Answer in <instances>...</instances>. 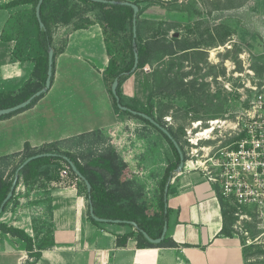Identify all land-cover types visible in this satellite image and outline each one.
Segmentation results:
<instances>
[{
    "label": "rangeland",
    "instance_id": "1",
    "mask_svg": "<svg viewBox=\"0 0 264 264\" xmlns=\"http://www.w3.org/2000/svg\"><path fill=\"white\" fill-rule=\"evenodd\" d=\"M166 2L169 3H154L157 6L154 13L145 7L140 18L154 22L151 25L161 32L167 31L170 38L175 34L188 42L200 41L203 54L188 61L182 59L181 66L177 60L174 67H170L169 58L161 57L160 52L153 54L151 62L146 65L155 71L151 99L153 113L155 117L161 114L165 125L171 126L178 134L187 161L192 160L195 164V160L205 153L203 148L226 145L237 137L232 127L248 107L253 97L252 87L264 79V0ZM70 3L76 8V24H87L86 19L96 23L99 13L97 7L78 0H70ZM29 11L18 13L8 25L10 35L23 42L27 37L33 39L36 32ZM144 16H155L156 19ZM217 25H223L231 31L229 41L222 45L218 43L217 31H212V35H216L212 40L206 32V27ZM71 26H56V46L59 47L67 38ZM197 28L199 30L195 32L189 31ZM223 32L220 30V35ZM145 34L152 35L150 32ZM111 46L118 47L114 43ZM34 49L26 45L27 53ZM117 56L122 61V53ZM116 114V121L104 128V133L102 131L100 143L89 144L96 138V135L91 134L85 139L68 138L59 145L78 154L82 149L87 151L90 146L113 145L132 172L129 180L132 181L133 190L141 195L139 201L146 203V200H154L160 195L161 181L169 163L175 159L173 152L163 135L154 127L137 117ZM3 142L6 145V124H0V145ZM21 162L20 156L10 158L7 163L0 159V171L6 176L14 164L18 166ZM194 164L186 167H193ZM175 174L173 171L172 179ZM72 181L75 180L60 175V182L40 180L24 186L20 180L12 202L1 215L0 221L12 224V220L17 219V225L26 226V223L29 224L28 218L34 219V225L42 232L39 237L44 238L50 222L45 209L48 186ZM242 215L241 218L235 216L228 229L234 236L244 237L242 244L248 253L246 264H264V218H260L253 207L242 211ZM250 224L254 226L249 227ZM249 228L255 229L254 236H251Z\"/></svg>",
    "mask_w": 264,
    "mask_h": 264
},
{
    "label": "crops",
    "instance_id": "2",
    "mask_svg": "<svg viewBox=\"0 0 264 264\" xmlns=\"http://www.w3.org/2000/svg\"><path fill=\"white\" fill-rule=\"evenodd\" d=\"M9 1L0 0V6ZM30 8L31 4L0 7V91L17 90L30 78L33 62L15 58V41L4 40L10 35L12 18ZM156 8L147 7L152 13ZM107 65L99 23L70 29L65 48L56 56L48 91L33 106L0 119V124H6V145L1 143L0 153L21 151L25 142L38 147L95 129L104 133L117 118L102 77ZM152 86V70L144 66L130 73L120 89L125 99L146 105ZM170 184L173 192L166 193L170 211L166 233L177 247L140 248L135 235L118 246L116 235L133 228L94 224L88 217L87 197L75 185L63 184L50 189L55 245L42 250L40 258L30 264H244L240 238L222 233L223 214L215 186L192 167L176 173ZM27 220L26 226L17 225V219L11 223L33 236L32 222ZM26 258L24 241L0 231V264H26Z\"/></svg>",
    "mask_w": 264,
    "mask_h": 264
},
{
    "label": "trees",
    "instance_id": "3",
    "mask_svg": "<svg viewBox=\"0 0 264 264\" xmlns=\"http://www.w3.org/2000/svg\"><path fill=\"white\" fill-rule=\"evenodd\" d=\"M78 1L84 3L85 5L91 4L97 7L99 12L96 18V22L99 23L102 28L104 43L108 56V65L104 69L102 77L107 91L110 95L114 111L118 114H128L130 116L137 117L145 123L151 125L142 117L133 115L128 111H123L117 107L115 98L111 93L110 86L114 78L118 77L119 83L117 87V93L120 97V102L134 110L149 114L150 116L156 118L159 123L166 126L164 120L162 119V115L160 114L155 117L153 113V104L151 99L153 96V87L155 85V71H152L153 86L146 105L141 104L136 99H125L122 95L120 86L130 74V70L134 60V51L138 52L137 69L149 64L151 62L153 54H156L158 52L161 53V57L169 58L170 67H174L176 65L175 61L177 60L179 65L181 66L182 59L188 61L191 59H195L197 55L203 54L202 51H200V41L188 42L189 40L182 39L180 35L175 34H173L170 38L167 36V31L161 32L157 28L153 27L151 23L154 22H148L140 18V15L145 7L158 2L162 4L169 3L166 1H136V3H144V5L139 7L137 13L136 45H133L132 43L133 9L130 6L120 3H104L91 0ZM37 2L38 0H12L0 6L2 8H8L21 4H31L30 11L25 10L18 13H28L29 11L28 15L33 21L36 28L33 39L27 37V39H24V42L20 39L18 40L16 38H13L9 34L4 37V40L6 41L11 39L15 41L13 48L14 57L18 60H31L33 62V68L30 78H28L19 89L0 91V108L9 107L20 103L44 85L47 72L48 49L52 47L54 50V68L56 56L65 48L66 44V39L63 40L62 44L59 47L56 46L53 42V33L57 25H72V29H79L87 28L92 24V21H89V19H86L88 20V22L84 25L75 23V16L77 15L76 8L72 3H70V0H43L40 7V14L41 19L44 23V28L41 29L38 25V21L35 15V7ZM195 30L199 29H189L190 32H195ZM213 30L217 31V34L219 35V45L226 43L228 39H230L231 31L223 25H217V27H206V32L209 34L211 40L216 36L212 35ZM220 30L224 31L221 35ZM146 32H150L152 35L147 36L145 34ZM118 37H120L119 40ZM111 43L116 44V46L118 45V47H114L115 51L111 46ZM26 45H30L32 48H35L34 50H32L33 52L31 51L30 53H27ZM155 47L156 49H154ZM118 53H122V61L118 59ZM44 94L45 93L41 94L38 97H35L24 108L0 116V119L7 118L15 113L33 106L38 99L44 96ZM151 126L163 135V137L169 144L175 159L169 163L167 173L164 175L161 181L160 195L154 198V200H146V203L139 201L141 195L133 190L131 185L132 181L129 180L132 176V172L129 169L128 165L121 160L118 152L116 151V148L113 145H105L104 147H98L97 145L94 147L90 146L87 151L82 149L78 154L71 149L60 147L59 144L66 139L45 142L38 147H32L28 142H25L21 151L11 154H2L0 155V159L6 160L7 163L8 160L14 156H20L21 161H23L25 158L37 153H56V155H47L35 158L27 163L19 172V178L17 180L16 186L18 185L20 180L24 184V186L30 185L31 183L40 180L60 182L61 170L66 169L69 178L75 180L68 184L75 185L78 191L83 193L87 197V199L92 202L94 212L97 216L108 219L133 220L136 222L138 227L145 230L150 237L157 238L161 234L164 222L169 218L170 211L167 205L165 207V203H167V201H165L164 199V190L166 184H168V189L166 192L167 195L170 192H173V188L171 187L169 178L172 177V172L175 171L176 167L178 166L179 154L175 146L167 138V136L155 126ZM166 127L179 143L180 148L182 149L184 154V159L187 160L180 137L171 126ZM91 134L96 135V138L90 141L89 144L94 145L97 142L100 143L101 140L99 139V137H102L103 133L99 129L81 133L74 137L85 139V137ZM61 155L68 156L75 163L81 173L88 179L91 184V191L89 193L87 192L84 181L78 178L71 171L68 164L63 160ZM16 168L17 166L14 164L11 172L6 176L0 171V202L5 197L10 188ZM51 188L52 187L48 186L49 192L47 193L48 196L46 197L45 206V209L50 218V222L49 228L47 230V235H45L44 238L39 237V234H41L42 232H39L37 227L34 225V219L31 220L33 236L28 234L23 228L0 221V231L2 233H8L11 236L18 237L19 239L24 241L28 264L34 263L36 260H38L41 256L42 250L52 248L55 245L52 223L53 209L50 196ZM14 192L13 196L8 200V202L4 206L3 211L0 213V217L4 212H6L9 204L12 202ZM219 199L221 203L224 222L222 233L227 236H232V232L230 231V228L228 229V227L233 223L235 219V216L233 215L234 207L230 205L226 200H224L221 195H219ZM88 217L94 224H101L100 222L92 219L89 215ZM253 226L254 225L250 224L249 227ZM249 230L251 236H254V234L256 233L255 229L253 231L249 228ZM134 235L137 240V246L140 248L154 246H178V244L170 236H168L167 233L164 239L160 243L156 244L148 241L140 231L135 229L123 234H117L116 244L118 246H124L128 238ZM239 237L241 242H243L244 237ZM186 246L190 245L187 244ZM247 255L248 253L243 246L244 264H246V260L248 259Z\"/></svg>",
    "mask_w": 264,
    "mask_h": 264
},
{
    "label": "built area",
    "instance_id": "4",
    "mask_svg": "<svg viewBox=\"0 0 264 264\" xmlns=\"http://www.w3.org/2000/svg\"><path fill=\"white\" fill-rule=\"evenodd\" d=\"M252 90L248 107L232 127L237 137L226 145L203 148L205 153L192 167L215 186L239 218L251 207L264 218V79ZM60 174L68 176L66 169Z\"/></svg>",
    "mask_w": 264,
    "mask_h": 264
},
{
    "label": "water",
    "instance_id": "5",
    "mask_svg": "<svg viewBox=\"0 0 264 264\" xmlns=\"http://www.w3.org/2000/svg\"><path fill=\"white\" fill-rule=\"evenodd\" d=\"M91 1H95V2H104V3H120V4H124V5H128L133 9V15H132V43L133 45H136V34H137V13L139 10V5L134 2V1H129V0H91ZM43 2V0H38L36 7H35V15L38 21V25L41 29L44 28V23L41 19V14H40V7H41V3ZM53 55H54V50L52 47H50L48 49V55H47V72H46V78H45V82L44 85L37 91H35L32 95H30L27 99L21 101L20 103H17L15 105L9 106V107H4V108H0V116L2 115H6L9 113H12L14 111H17L19 109H22L24 107H26L35 97L40 96L43 93H46L48 91V89L51 86V80H52V75H53ZM138 66V52L134 51V60H133V65L131 67L130 73H132L133 71H135L137 69ZM118 77H115L114 80L111 83L110 89H111V93L115 98V102L116 105L119 109L123 110V111H128L129 113L133 114V115H138L140 117H142L143 119L147 120L151 125L155 126L157 129H159L163 134H165L167 136V138L173 143V145L175 146L178 154H179V163L178 166L175 169V173H179L183 170L184 165H185V159H184V154L182 149L180 148L179 143L176 141V139L172 136V134L169 132V130L167 129L166 126L162 125L161 123H159L156 118L150 116L149 114L142 112V111H137L134 110L130 107H128L127 105H124L120 102V97L117 93V87H118ZM47 155H56V153H37L34 155H31L27 158H25L16 168L15 173H14V177L13 180L11 182L10 188L8 190V192L6 193L5 197L2 199V201L0 202V213L3 211L4 206L6 205V203L8 202V200L13 196V192L16 188V184H17V180L19 178V172L20 170L27 164L29 163L31 160L35 159V158H39L42 156H47ZM61 157L63 158V160L68 164L69 168L71 169V171L81 180L84 181L85 185H86V189L87 192L89 193L91 191V184L88 181V179L81 173V171L77 168V166L75 165V163L66 155H61ZM172 177L169 178V182L171 180ZM168 189V184H166L165 186V190H164V199L166 201V192ZM167 203H165V207H166ZM88 212H89V216L100 222L103 224H107V223H113V224H122V225H129L131 226L133 229L138 230L142 233V235L150 242L152 243H160L167 232V220L164 222L163 227H162V231L159 237L157 238H152L148 235V233L143 230L140 229L138 227V225L136 224L135 221L133 220H121V219H108V218H102L99 217L95 214L94 212V208L92 205V202L90 200H88Z\"/></svg>",
    "mask_w": 264,
    "mask_h": 264
},
{
    "label": "bare ground",
    "instance_id": "6",
    "mask_svg": "<svg viewBox=\"0 0 264 264\" xmlns=\"http://www.w3.org/2000/svg\"><path fill=\"white\" fill-rule=\"evenodd\" d=\"M204 132H205V131H204ZM206 132H207V130H206ZM188 164H194V163H193L192 161H190V162L187 161V162H186V165H188Z\"/></svg>",
    "mask_w": 264,
    "mask_h": 264
}]
</instances>
